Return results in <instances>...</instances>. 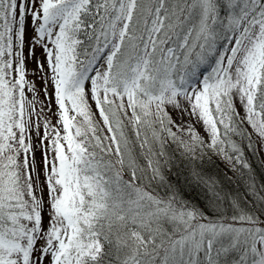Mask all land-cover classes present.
<instances>
[{"label":"trees","instance_id":"1","mask_svg":"<svg viewBox=\"0 0 264 264\" xmlns=\"http://www.w3.org/2000/svg\"><path fill=\"white\" fill-rule=\"evenodd\" d=\"M120 2L89 0L66 23L68 61L78 73L110 37ZM244 15L247 22L264 17V0H134L112 64L96 74L98 103L115 149L95 123L89 100L81 94L73 106L72 113L88 111L92 120L89 126L75 121L84 146L78 167L87 180L80 208L67 211L75 233L57 264H254L256 240L264 236V162L231 96L222 94L210 112L219 140L241 161L237 172L229 171L208 145L190 144L180 122L149 111L144 120L133 109L139 119L133 125L122 99L125 84L133 81L134 101L148 100L163 87L181 90L186 81L190 90L200 89L197 79H189L190 63L200 56L208 66L223 62ZM6 18V0H0V112L9 127L8 135L0 137V236L19 243L27 226L21 216L29 219V189L21 131L15 125L18 86L5 71ZM196 69L204 71V66ZM77 89L69 91L76 95ZM255 89L252 106L264 124V44ZM110 95L121 99L122 107L106 99ZM24 97L35 105L27 91ZM92 239L100 246L95 255L84 252Z\"/></svg>","mask_w":264,"mask_h":264},{"label":"rangeland","instance_id":"2","mask_svg":"<svg viewBox=\"0 0 264 264\" xmlns=\"http://www.w3.org/2000/svg\"><path fill=\"white\" fill-rule=\"evenodd\" d=\"M88 2L6 0L5 71L18 86L14 97L18 110L15 125L21 131L22 164L29 189L26 217L31 222L28 223L29 219L21 216L27 221V226L21 233L19 243L3 240L4 236H0V264H14L15 261L18 264H57L67 239L75 233L67 211L69 207L80 208L84 199L80 193L82 183L84 181L85 185L87 180V176L82 177L78 167L84 146L76 137V122L81 119L87 126L92 122L88 111L82 115L72 113L75 100L78 102L81 94L89 100L92 110L95 107V123H98L110 146L115 149L110 123L98 103L100 97L96 94L95 82L97 72L112 64L134 0H121L110 37L97 56L78 73L68 61L70 49L64 27L69 20L76 18ZM245 16L231 37L225 56L222 55L223 62L208 66L200 56L190 63L191 68H194L189 79H197L200 89L190 90V82L185 77H178L186 81L189 87L184 85L181 90L163 87L162 90L151 92V96H147L148 100L134 101L133 81L125 84L122 98L133 125L139 120L133 109L139 111L144 120L148 118L146 112L149 111L157 118L158 115L166 117L172 124L180 122L187 130L190 144L199 142L211 147L231 172L238 171L241 161L236 153L227 150L224 140H219L218 127L211 121L210 110L212 106L217 107L222 94H225V98L231 96V103H234L236 111L246 123L248 136L256 141L258 154L264 162V124L259 112L252 106L264 44V17L247 22ZM158 25L157 21L152 36ZM197 65L204 66V71L197 73ZM70 88H78V99L74 91L70 93ZM26 91L29 98L33 96L35 105L29 103L28 97H24ZM115 95L106 99L113 100L116 107H122L121 99L117 100ZM162 103L158 108L157 104ZM5 117L0 112L2 138L9 133ZM31 130H34V134ZM86 166L89 167L88 164ZM99 247V243L92 239L86 244L84 252L95 255ZM11 260L12 263H9ZM68 264L75 262L70 261ZM254 264H264V236L256 240Z\"/></svg>","mask_w":264,"mask_h":264}]
</instances>
